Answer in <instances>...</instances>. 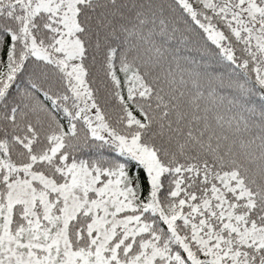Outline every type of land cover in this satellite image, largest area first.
Here are the masks:
<instances>
[{
	"label": "snow or ice",
	"instance_id": "obj_1",
	"mask_svg": "<svg viewBox=\"0 0 264 264\" xmlns=\"http://www.w3.org/2000/svg\"><path fill=\"white\" fill-rule=\"evenodd\" d=\"M0 264H264V0H0Z\"/></svg>",
	"mask_w": 264,
	"mask_h": 264
}]
</instances>
